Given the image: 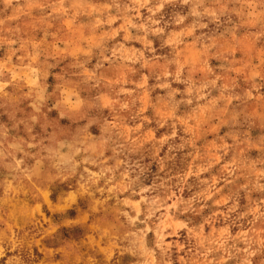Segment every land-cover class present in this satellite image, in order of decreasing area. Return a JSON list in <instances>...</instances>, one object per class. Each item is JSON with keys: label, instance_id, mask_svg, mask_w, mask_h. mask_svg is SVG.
<instances>
[{"label": "clouds", "instance_id": "1", "mask_svg": "<svg viewBox=\"0 0 264 264\" xmlns=\"http://www.w3.org/2000/svg\"><path fill=\"white\" fill-rule=\"evenodd\" d=\"M0 264H264V0H0Z\"/></svg>", "mask_w": 264, "mask_h": 264}]
</instances>
